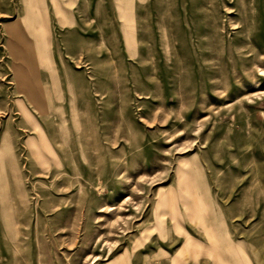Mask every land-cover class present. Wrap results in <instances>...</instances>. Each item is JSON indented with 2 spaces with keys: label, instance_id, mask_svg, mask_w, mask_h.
<instances>
[{
  "label": "rangeland",
  "instance_id": "374dc122",
  "mask_svg": "<svg viewBox=\"0 0 264 264\" xmlns=\"http://www.w3.org/2000/svg\"><path fill=\"white\" fill-rule=\"evenodd\" d=\"M0 264H264V0H0Z\"/></svg>",
  "mask_w": 264,
  "mask_h": 264
},
{
  "label": "bare ground",
  "instance_id": "6f19581e",
  "mask_svg": "<svg viewBox=\"0 0 264 264\" xmlns=\"http://www.w3.org/2000/svg\"><path fill=\"white\" fill-rule=\"evenodd\" d=\"M43 29L44 28H43L42 22H40L39 23V26H38V35L36 37L34 36V40H35L36 45H38V46L43 45L45 47V44H46V35L43 34ZM45 150H49V148H46ZM50 153H52V151ZM43 164H44V162H43Z\"/></svg>",
  "mask_w": 264,
  "mask_h": 264
}]
</instances>
